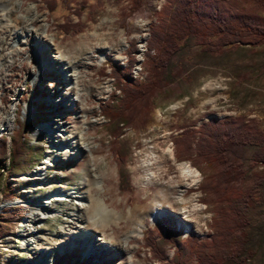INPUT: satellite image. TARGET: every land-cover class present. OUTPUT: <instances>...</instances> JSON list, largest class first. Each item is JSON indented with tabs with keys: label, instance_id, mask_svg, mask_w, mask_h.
<instances>
[{
	"label": "rangeland",
	"instance_id": "rangeland-1",
	"mask_svg": "<svg viewBox=\"0 0 264 264\" xmlns=\"http://www.w3.org/2000/svg\"><path fill=\"white\" fill-rule=\"evenodd\" d=\"M166 1L143 0L138 10L128 14L129 0H102L98 6L95 0L85 3L58 0L52 11L40 0H0V3L11 2L17 6L15 15L25 19L18 24V19L11 17L13 26L30 28L23 42L17 41L19 35H14L6 48L5 59L0 56V133L11 134L20 109L23 124L30 121L28 128L23 129H26L31 151L30 162L5 177L8 187L3 188L0 181V264H160L152 258L144 242L150 229L163 234L167 224L180 228L182 237L190 232L199 237L212 233L213 212L210 205L201 200L202 193L196 188L202 174L192 166L198 171L196 182L188 187L174 184L171 191L173 196L183 194L188 209L198 207L188 217L193 222L187 224L179 210L172 207L155 222L150 220L153 196L160 194L161 189L143 179L145 154L141 150H148L157 142L173 151L172 138L182 130L181 126L193 121L198 124L211 115L224 118L242 113L254 118L264 129V74L256 78L257 85L253 79L248 86L245 83L238 86V98L246 102L242 106L232 90L233 83L236 87L237 83L233 81L229 65L224 62L218 67L212 66L201 74L188 95L156 100L144 126L123 125L120 139L131 147L126 166L131 191L119 188L117 161L110 149L112 136L108 132V119L101 112V106L115 88L113 77L109 75L110 65L118 63L123 56L128 57V47L134 50L133 64L140 62L148 81L145 66L148 50L140 51L139 47L144 41L148 42L150 25L158 22ZM74 8L81 10V25L73 31H65L58 24L63 22V15L76 21ZM40 28H44L47 40L42 38L36 42L32 30ZM56 51L71 68L60 71L58 64L52 63L51 57ZM41 53L44 54L43 68L39 69ZM234 56L236 62H250L249 56ZM259 60V57L255 59ZM73 70L75 79L69 75ZM101 70H105L104 73ZM74 93L78 94L77 100L68 102L67 98ZM119 94L120 90L116 89L114 101ZM55 115L64 116L62 123L67 130L53 128ZM76 135L79 145L73 150L68 137ZM177 161L186 162L176 157L169 160L166 171L162 172L164 181L170 182L172 177L174 183L179 179L178 163L181 162ZM88 178L90 192L103 198L108 208L124 212L138 207L147 214L146 228L123 247H114L112 243L116 241L113 239L111 244L106 246L104 242L100 246L99 233L106 240L113 237L119 244L125 242V232L133 226L131 220L112 221L103 229L94 227L90 213L86 215L78 201L52 199L50 203L43 202L45 196L52 193L86 192ZM98 181L102 189L97 187ZM253 221L264 223V208L254 213ZM82 226L94 228L93 239L82 236L85 240H79L78 231ZM172 253L173 247L168 248V258ZM191 264H195L194 257Z\"/></svg>",
	"mask_w": 264,
	"mask_h": 264
},
{
	"label": "trees",
	"instance_id": "trees-1",
	"mask_svg": "<svg viewBox=\"0 0 264 264\" xmlns=\"http://www.w3.org/2000/svg\"><path fill=\"white\" fill-rule=\"evenodd\" d=\"M40 1L52 11L58 0ZM95 1L97 6L102 3ZM142 1L129 0L128 14L138 10ZM73 12L78 19L63 15L58 24L61 29L73 31L81 25V10ZM147 50L148 81L135 79L129 66L112 63L109 75L115 88L101 106L112 136L118 185L126 191L132 189L126 167L131 147L120 139L123 125L144 126L156 100L188 95L201 74L224 62L237 83L232 88L236 98L238 86H248L253 79L257 85L256 78L264 74V0H167L158 22L150 25ZM236 54L249 56L250 62H236ZM116 89L120 94L114 101ZM238 101L246 104L241 98ZM17 111L11 134L0 133L3 188L8 187L5 177L25 167L31 158L26 140L30 121L23 124L21 110ZM196 122L184 124L173 136V153L177 160H189L202 174L196 188L213 212L212 233L199 237L190 232L182 237L180 228L166 224L163 234L150 229L144 242L160 264H191L193 257L195 264H264V223L253 221L254 213L264 208V129L242 113L224 118L211 115ZM170 247L173 253L168 258Z\"/></svg>",
	"mask_w": 264,
	"mask_h": 264
},
{
	"label": "bare ground",
	"instance_id": "bare-ground-1",
	"mask_svg": "<svg viewBox=\"0 0 264 264\" xmlns=\"http://www.w3.org/2000/svg\"><path fill=\"white\" fill-rule=\"evenodd\" d=\"M17 6L13 5V3H0V39H1V46H0V56L2 59H5L6 55V48L11 43L12 37L14 35H19L18 42H23L26 39L27 34L30 32L29 26H13L11 22V17H16L18 19V24L24 23L25 19L23 16H16L14 9ZM44 28L32 30V33L34 35V38L36 42H39L42 38H46V35H43ZM47 40V39H45ZM147 41H144L141 47H139L140 51L146 50L147 51ZM128 46V45H127ZM142 48V49H140ZM134 51V50H133ZM57 54L51 57L52 63L58 64V67L60 68V71H65L71 68V64H69L66 59H63L59 51H56ZM133 53V52H132ZM143 53V52H141ZM126 55V54H125ZM42 56V57H41ZM44 54L41 53L38 58V66L39 69L43 68V64L41 65V60L43 59ZM137 56V52H136ZM137 58V57H136ZM119 62L125 66L128 63V57L123 56L122 58H119ZM137 60V59H136ZM64 62V63H63ZM62 64V65H61ZM131 75L137 79L140 82H146L144 78V73L142 72V68L139 63L134 62L133 65H131ZM141 72V74H140ZM70 77L75 79V71L70 72ZM78 94L74 93L71 95V97L67 98L68 102H74L77 100ZM64 116L62 115H55V118L53 119V128H58L59 131H62L64 128L67 130L66 127L63 126L62 119ZM63 130V131H65ZM76 138V139H75ZM70 140V144L74 148L79 145V139L77 138V135L75 137H68ZM159 143H153L152 148L142 149L141 153L145 154V158L142 160V165L145 171V174L143 175V179L146 181L152 182L157 184L160 189L161 193L153 196V209L149 213L150 220L152 222H155L158 218L162 216V214L167 210L169 207L177 208L179 210V213H181L187 224L189 222H193L192 219H189L188 217L192 212H196L198 210V207H193L191 209H188V206L184 202L183 194L180 192L173 196L172 193V187H174V184L176 185H182L185 187L193 185L197 180L198 171H196L195 167H193L189 161L178 163V170H179V179L176 180L174 183L171 182L172 177L169 179V181H164L165 177L163 176L162 172L166 171V163L169 160H174V154L173 151L169 147H161ZM153 148H157V152L153 151ZM158 150L160 152H158ZM178 162V161H177ZM193 168H192V167ZM86 184L89 185V189L86 192H82L80 190L70 191L69 194L64 193H52L48 196H45V199L43 202L50 203L52 199L56 200H72V201H78V205L84 209L87 213H90L89 219H91V223L94 225V227L99 228H105L110 222H118L123 218H127L132 221L133 226L125 232L127 234L125 236V242H122L119 244L115 238H111V240H106L104 235L102 233H99L101 235V241L99 243L100 246L109 245L112 242V239L116 242L112 243L114 247L120 246L123 247L124 243L128 242L130 238L140 234L143 232V230L146 228V217L147 214L144 213V211H141L138 207L135 208H129L127 211L120 212L115 209L108 208L106 201L99 197V196H93V194L90 192V181L89 178L86 180ZM95 182L93 181L91 185L93 186ZM97 187L100 189L103 188L101 185V182L98 181ZM159 192V191H158ZM173 197V198H172ZM173 199V200H172ZM94 206L93 208H90ZM94 209V210H92ZM92 210V213H91ZM86 218V217H85ZM82 221V220H80ZM85 219L82 221V224L84 225ZM109 226V225H108ZM87 226H82V228L78 231L79 233V240L83 241L86 238L93 239L94 238V228L86 229ZM91 234V235H90ZM85 236V237H82ZM97 239V238H96ZM88 241L87 243H89ZM130 260V258H129Z\"/></svg>",
	"mask_w": 264,
	"mask_h": 264
},
{
	"label": "built area",
	"instance_id": "built-area-1",
	"mask_svg": "<svg viewBox=\"0 0 264 264\" xmlns=\"http://www.w3.org/2000/svg\"><path fill=\"white\" fill-rule=\"evenodd\" d=\"M133 52V51H132Z\"/></svg>",
	"mask_w": 264,
	"mask_h": 264
}]
</instances>
